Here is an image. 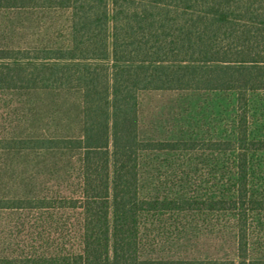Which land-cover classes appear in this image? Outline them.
I'll list each match as a JSON object with an SVG mask.
<instances>
[{"label": "trees", "instance_id": "obj_1", "mask_svg": "<svg viewBox=\"0 0 264 264\" xmlns=\"http://www.w3.org/2000/svg\"><path fill=\"white\" fill-rule=\"evenodd\" d=\"M236 95L209 189L141 196V159L191 150L139 136L142 94ZM52 96L77 121L0 136V264H264V182L251 161L250 96L264 93V0H0V94ZM53 181V184L50 183ZM212 217L220 248L164 258L149 218ZM205 221V220H204Z\"/></svg>", "mask_w": 264, "mask_h": 264}, {"label": "rangeland", "instance_id": "obj_2", "mask_svg": "<svg viewBox=\"0 0 264 264\" xmlns=\"http://www.w3.org/2000/svg\"><path fill=\"white\" fill-rule=\"evenodd\" d=\"M139 136L145 141L184 142L191 150L153 152L141 159V196L180 198L209 189L217 182L218 169L229 155L217 153L204 144L230 140L235 132L236 95L230 92L142 94L139 99ZM249 129L253 137L264 138V93L250 96ZM63 131L77 121L76 109L64 101L43 94H0V136ZM264 182V153L252 157ZM53 184V181L50 183ZM264 184V183H263ZM205 220V221H204ZM158 215L144 225L146 250L158 256H207L220 248L212 217ZM256 247L264 251V217L254 226Z\"/></svg>", "mask_w": 264, "mask_h": 264}]
</instances>
